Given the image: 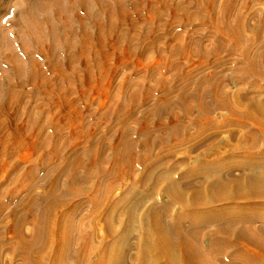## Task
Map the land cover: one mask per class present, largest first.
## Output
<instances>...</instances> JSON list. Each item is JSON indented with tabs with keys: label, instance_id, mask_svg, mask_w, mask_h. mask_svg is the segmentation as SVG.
<instances>
[{
	"label": "bare ground",
	"instance_id": "6f19581e",
	"mask_svg": "<svg viewBox=\"0 0 264 264\" xmlns=\"http://www.w3.org/2000/svg\"><path fill=\"white\" fill-rule=\"evenodd\" d=\"M144 1L150 3L154 0ZM170 1L159 0V6L169 7L172 15L180 12L187 23L197 15L200 16L201 9H209L210 19L215 21L217 26L216 30L214 29V39H219L212 49H203L194 45L191 38L183 40L180 37L167 36V40L175 43L168 49L170 57H203L213 55L218 49L232 54L239 47L241 55L247 61V66L241 69L244 79L254 77L264 82V38L257 49L253 48L256 50L254 53L250 47L253 45L254 36L259 34L260 27L252 29L251 37L244 34L245 18L240 14L234 15V0H221L217 10L216 0H190L192 3L172 7ZM63 2L67 11L79 23L84 38L80 45L82 49L83 43L89 51L92 46L88 42L89 38L92 40L94 36L92 34L89 37L91 32L87 24L90 23L97 31L96 39L93 38L96 42H103L107 37L115 38L124 44V56L144 55L146 47L142 44L143 41H147V47L157 56L162 55L154 34L143 37L136 33L137 28L133 22L135 19L140 21V13L145 6L141 0H28L26 11L20 12L19 19L21 18V22L33 32L32 37L37 43L40 42V47L45 45L42 43L47 34L41 28L38 16L45 7H53L52 13L56 16V23L46 20L43 24L46 23L52 33L56 26L61 28L65 37V49L74 47V43L67 41V38L74 34V27L73 22L65 18ZM194 5L197 13L194 12L193 15L189 10ZM105 17L107 20H104ZM148 19L149 21L141 20V23H150L153 32V23L160 21L162 14L153 8L148 14ZM1 37L5 46L3 56L13 70L14 77L9 76L14 80L16 76L21 75L20 72H24L21 60L26 59L33 65L35 63L28 50L24 47L20 50L23 58L20 59L8 45L7 39ZM222 41H225V45ZM98 57L101 58V54ZM104 58H109V54L106 53ZM49 62H57L54 54H50ZM84 66L83 72H92L89 64V68L86 64ZM99 67L98 79L95 78L94 81L92 76L87 78V84L96 90L102 86L108 72H115L113 68H109L107 73L103 74V65ZM48 70L53 71L49 68ZM72 73L73 79L77 81L75 71ZM10 77L8 78L0 68V97L14 93ZM109 81L110 79L108 83ZM159 83L165 89L161 103L155 107L153 105L152 110L145 113L156 118L149 119L148 115L143 114L137 119V124L141 125L137 141L130 140L127 136L128 119L134 116V113L128 108H123L120 121L122 131L112 158L105 159L102 156L104 147L98 148L94 154L96 168H88L87 175L81 177L73 172L68 176L67 185L62 186L57 179L60 172L51 170L43 182H48L54 174L57 176L46 186L44 194H33L32 184L26 185L27 189H22L27 190L28 194L20 201V214L17 209L9 213L11 224L7 227L16 239V248L23 250L21 264H126L128 256H133L135 264H218L222 251L236 255L244 264H264L260 259H264V238L257 236V229L253 225L264 219V212L259 213L261 208L264 209V90L257 89L254 93L255 88L249 86L242 93H229L224 88L222 79L212 74L198 79L187 76L178 88V95L172 97L167 81L159 79ZM132 85L128 82L122 87L126 91L129 88L133 90L128 99L130 107H138L139 102L135 96L140 90H144V100L151 101L148 94L154 91V87L140 82L135 83L136 87H131ZM8 108L9 105L0 103V114H4V120L0 121V159L7 160L18 151L24 150L21 157V160H24L28 154L35 150L40 151L44 145L40 140V132L32 134L30 138L17 134V128L11 133L7 121ZM176 109L187 119L193 116L191 120L196 123L193 127L196 130L191 135L184 134L180 141L170 143L165 151L154 142L157 141L154 131H157V135L167 132V137H172L173 141L182 128L189 127L181 125L180 119L174 115ZM163 115L169 117V126L162 122ZM216 115L221 116V119ZM152 123L156 125L155 130ZM223 135H226V138ZM137 142L140 146L147 145V150L139 148ZM186 142L193 143L188 151H196L198 160L191 170L180 172L178 169L186 163V157L177 159L176 149ZM57 143L58 139L55 141L56 145ZM98 143L103 146V142ZM154 148H158L153 153L156 158L150 157L152 154L145 161H140L142 154L149 155ZM56 151L57 146L51 153L55 154ZM236 157L242 159L241 164L236 165ZM172 159L173 162H169ZM103 163H109V168L118 177H130L135 168L141 167L146 181L145 185L126 189V193L112 203L109 199L112 188L109 186L105 188L106 203H100L93 196L91 203L95 210L91 212V217L102 216L105 231L114 241L103 251H92L89 245L90 233L82 234L83 223L79 222L80 224L75 226L67 219L65 213L60 217L58 213L64 208L69 213H75L78 207L85 204L84 200H79L76 204L71 202V199L77 198L80 191L76 186L82 181H90L97 170L103 171ZM7 168H13V165ZM236 169L242 174L236 175ZM4 179L10 180L7 176ZM160 185L162 190L158 192L157 186ZM147 203L149 205L146 208ZM175 206H179L181 210L173 211ZM143 208H146V211L141 224V221L138 223V218ZM3 209L4 206H0V214ZM118 210V222L120 226L123 225L120 235L114 231ZM166 217H170L168 222ZM28 219L34 222L30 236L23 230ZM139 225L142 231L141 242L135 246V249H138L136 254L133 251V254H130L131 252L127 251L130 248L129 239L134 231L139 230ZM73 228L77 232V239L84 241L76 251H70L73 239L70 233ZM233 262L234 260L229 264H235ZM0 264L13 263L11 259H5Z\"/></svg>",
	"mask_w": 264,
	"mask_h": 264
},
{
	"label": "rangeland",
	"instance_id": "374dc122",
	"mask_svg": "<svg viewBox=\"0 0 264 264\" xmlns=\"http://www.w3.org/2000/svg\"><path fill=\"white\" fill-rule=\"evenodd\" d=\"M141 1L145 6L140 13V21L135 19V22H133L137 28L136 33L138 32L143 37L147 34L151 36L154 34L156 43L161 47L162 55L157 56L152 49L147 47V41H143L142 44L146 47L144 55L131 54L130 56H124V44L121 41L107 37L108 39L106 38L103 42L102 40H97L99 43L96 42L95 32L97 33V31L90 23L87 24L91 32L89 37L93 34L95 39L92 38L91 40L89 38L88 40L92 44L90 51L86 48L85 43H83L82 49L80 45L84 38L80 32L79 23L67 11L64 2L65 18L70 19L74 27V34L68 37L67 41L74 43V47L65 49V37L60 30L61 28L59 29L58 26L54 25L57 28L52 33V29L46 23L47 26L43 24L46 20L53 24L56 23V16L52 13L53 7H45L39 12L38 18L42 24L41 28L47 34L42 43L45 45L40 47V42L37 43V40L32 37L33 32L21 22V18L19 19L20 12L26 11L28 0H0L1 70L8 78L10 77L9 75L13 76V70L3 56L5 46L1 36L7 39L8 45L15 50L20 59H23L20 50L24 47L28 50L35 63L33 65L26 59L21 60L24 72H20L21 75L16 76L14 80L10 77V82L14 85L12 86L14 93L0 97V103L9 105L7 121L11 128V133L17 128V134L30 138L32 134L40 132V140L44 145L40 151L35 150L28 154L24 160H21L24 150L18 151L7 160L2 161L0 159V206H4L0 214V262L5 259H11L13 264H21L23 250L16 248V239L10 234L11 232L7 227L11 224L9 213L13 209H17V213L20 214V201L28 194L27 190L22 191V189L26 185L32 184L34 185L33 194L34 192L37 195L44 194L47 189L46 186L57 176L56 174L52 175L48 182L44 183L43 179L51 170L60 172L57 179L62 186L67 185L68 176L73 172L81 177L84 174L87 175L88 168L92 170L96 168L94 166L96 164L94 154L98 148L104 147L102 156L105 159L112 158L122 131L120 121L123 108H128L131 113H134V116L128 119L129 131L127 136L128 139L137 141V133L141 128V125L137 124V119L146 112L148 113L149 110L151 111L153 105L155 107L161 103L160 99L165 93L163 86L160 83L158 84L159 79L167 81L168 86L171 87L172 97L178 95V88L182 86L187 76L198 79L199 77H207L212 74H216L222 79V84L229 93H242L249 86L255 88L254 93L258 91L257 89L259 91L264 90V82L262 80L254 77L244 79L241 69L247 66V61L241 55L239 47L232 54H228L224 49H218L213 55L203 57L197 55L190 56V58H187L186 55L169 56L168 49L175 44L174 41L167 40L169 36L180 37L183 40L187 39V37L191 38L194 45L203 49L215 47L216 41L219 40L218 37L216 40L214 39L216 36L214 29L216 30L217 26L215 21L210 19L209 9H201V15H197L194 20H190L187 23L184 22L180 12L172 15L169 7L163 8L159 6L161 4L159 0L149 1L150 3L144 0ZM170 2H172L170 3L171 7L192 3L190 0H171ZM219 2L221 0H216L215 10L218 9ZM153 8L162 14V19L153 23L154 30L152 32L150 28L152 25L150 26V23L143 25L141 20L149 21L148 14ZM189 11L192 14L194 12L197 13L195 5L191 6ZM236 14H240L245 18L244 34L246 36H253L252 29L260 27L259 34L254 36L253 45L250 46L251 52L254 53L256 50H253V48L257 49L256 47L264 38V24H262L264 20V0H234V15ZM104 20H107V17ZM222 42L225 45V41ZM194 45L192 46L195 47ZM106 53L109 54V58H104ZM50 54H54L57 62H49ZM99 54H101V58L98 57ZM85 64L86 66L89 64L92 72H83ZM99 65H103V74H106L109 68H113L115 72H108L107 77L102 82V86L96 90L90 88L91 85L87 84V78L92 76L94 81L95 78H99ZM89 66L87 67L89 68ZM48 68L53 71H49ZM74 71L77 75L75 76L77 81L72 77V72ZM128 82L133 84L131 87H136L135 83L138 82L145 85L150 84L151 87H154V91L148 94L149 97L151 96V101H145L144 90H140L135 96L139 102L138 107H130L128 99L133 94V90L131 88L127 91L122 89L124 84L127 85ZM93 84L95 85V82ZM174 112V115L180 119L181 125H188L189 127L187 129L182 128L179 134L173 138V141L172 137H167V132L164 131L157 135V131H154L157 136V141L154 140V142L162 146L165 151L170 143L180 141L184 134L191 135L196 130L193 128L196 123L191 120L193 116L187 119L180 110L176 109ZM222 114L225 113L222 112ZM145 115H148L149 119L156 118L152 114ZM216 117L219 116L216 115ZM216 119L218 120V118ZM220 119L221 116L219 117ZM1 120H4V114H0ZM169 121L167 115L162 116V122L165 126H169ZM152 124L155 125V123ZM155 129L156 125L154 126ZM223 136L226 138V135ZM57 139L58 143L56 145L55 141ZM98 142H103V146ZM156 144L155 146H157ZM191 144L193 143L186 142V144L176 149L177 159L186 157V163L182 164L178 169L180 172L191 170V167L196 165L198 160L196 151H188ZM55 146H57V151L54 154L51 152ZM137 146L147 150V145L141 144L140 146L139 142H137ZM155 149L153 152L150 151L149 155L146 153L142 154L140 161H145L150 155L155 153ZM153 156L154 158L157 157L154 154L150 157ZM234 160L236 165L242 163V159L239 157ZM169 162H173V159ZM76 163L77 165H75ZM12 165L13 168H7V166ZM15 165L16 169H14ZM98 165L101 167L99 161ZM102 166V170H104H97L90 181H82L77 186L75 185L79 187L80 191L77 198L71 199V202L76 204L77 201L84 200L85 204L78 207L75 213H69L65 208L59 210L58 213L59 217L62 213H65L67 219L75 226L83 223L84 231L82 234L90 233L91 241L89 245L92 251H103L114 241V238L108 236L105 231L102 216L96 217L98 219L91 217V212L95 210L93 203H91L93 196L100 203L102 201L106 203L105 188L109 186L112 188L109 198L112 203V201H118L126 193V189L135 185L136 187L137 185H145L146 181L141 167L135 168L130 177H118L109 168V163H103ZM11 169L15 171L13 172ZM240 173L242 174L238 169L235 170L236 175ZM6 176L10 179L9 181H5L4 178ZM175 177L177 178L178 175ZM157 189L158 192H161L162 185L157 186ZM148 205L147 203L146 208ZM99 208H101V205ZM146 208H143L140 212L138 223L141 221L142 224ZM176 210L180 211L181 209L179 206H175L173 211ZM99 211L102 212L101 209ZM262 212H264V209L261 208L259 213ZM119 214L120 211L118 210L114 220V231L118 235L121 234L123 228V225L120 226L118 222ZM169 220L170 217H166V221L168 222ZM33 224L34 222L28 219L23 227V230L29 236L33 229ZM253 225L257 229V236L264 238V219L257 221ZM137 227L139 228L140 225ZM76 233L73 228L70 233L73 238L70 251H76L81 244H84L82 239H77ZM131 235L129 239L130 248L127 251H130V254H133L132 251L136 254L138 249H135V246H138L141 242L142 231L139 228ZM132 257L128 256L126 264H135ZM260 259L264 263V259L261 257ZM233 260L235 264H244L241 261L242 259L236 258V255L227 251H222L217 263L229 264Z\"/></svg>",
	"mask_w": 264,
	"mask_h": 264
}]
</instances>
